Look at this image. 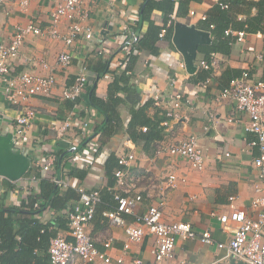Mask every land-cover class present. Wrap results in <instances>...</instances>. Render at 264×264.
Listing matches in <instances>:
<instances>
[{
	"label": "crops",
	"instance_id": "0c3cea01",
	"mask_svg": "<svg viewBox=\"0 0 264 264\" xmlns=\"http://www.w3.org/2000/svg\"><path fill=\"white\" fill-rule=\"evenodd\" d=\"M21 1L0 0V42H8L17 25L29 21L39 27L49 24L50 0H25L26 3L20 4ZM142 1L85 0L88 16L82 22L93 29L91 39L80 35L70 45L47 35H28L24 39L14 74L24 69L39 74L52 72L56 85L51 94L35 95L25 103L35 110L25 139L31 163L18 180L10 181L0 176V205H20L29 195L39 193L42 180L54 183L52 175L65 179L74 185L58 186L57 194L61 195L71 187L68 189L72 193H67L70 197L68 204L58 209L45 208L37 217L43 222L55 219L57 222L60 218L64 226L57 229V234L71 239L65 214L78 201L77 187L98 190L101 200L87 224V231L95 246L110 257V262L105 264H132L137 257L144 261L151 259L154 237L147 234L140 240L129 241L128 248L124 249L127 242L125 225L113 223L104 213L115 205L114 190L122 194L141 193L142 200L134 208V214H142L153 204L161 210L163 220L188 221L197 233L209 230L215 241L207 244L197 239L177 238L171 264L181 261L189 264H246L228 255L225 248L215 245L217 241L227 242L231 235V227L224 228L218 216L228 213L231 204L244 209L248 215H256L252 200L257 195L254 185L259 180V169L253 160L259 150L248 144L255 134L244 130L247 116L236 112L230 100L218 101L216 97L231 79L241 77L245 72L247 82H264V37L253 32L243 41L235 37L215 38L204 29L201 16L206 15L216 1L191 0L188 11L175 16V22L193 25L209 33V41L196 48L193 73L186 70L183 57L172 42L173 26L170 33L161 38L158 36L153 49L135 50L129 56L125 39L132 33L140 39L147 28V22L133 28ZM191 10L193 14H190ZM227 10L235 20H247L256 13L253 6L232 2ZM151 19L159 26L165 25L160 11H153ZM59 31L65 32L64 25L59 26ZM211 45L216 47L215 51L207 52L204 48ZM62 51L72 56L66 67L57 62V55ZM202 59L207 61V68L199 66ZM43 63L47 66L43 67ZM104 63L107 65L105 71L97 72ZM81 65L86 66L87 85L94 83L96 95L102 100L107 99L108 86L115 78L123 75L129 79L125 83L119 82L125 90H118L110 97L112 101L108 102L110 109L107 112L84 102L82 96L87 86L78 102L61 98L62 87L72 83ZM205 80L208 82L204 83ZM176 91L188 102L182 105L177 116H167L166 111L171 107L167 97ZM17 109L5 102L0 94L4 128L12 123ZM140 109L156 126V130H150L148 134L156 131L159 138L146 141L141 136L147 133L144 124L133 127L136 139L131 137L129 122L133 113ZM84 117L89 119V127L81 133L79 126ZM108 117H111L110 121H107ZM67 118L71 119L73 126L68 129L66 138L56 137L49 125ZM190 135L197 138L203 152L202 169L191 167L186 158L170 155L164 149L157 152V149ZM128 152H133L135 158L124 167L125 178L133 181L134 187L124 191L115 184L113 171L118 165L111 169L108 165L111 157L117 161L118 156ZM50 157L53 158L51 167L43 170L42 165ZM170 174L179 179L174 188L164 186ZM56 186H53L52 193ZM52 193L47 202L54 196ZM134 214L123 215L125 224L134 221ZM108 239L111 244L106 248L103 243ZM117 257H122L121 263L116 262ZM69 264L99 263H86L73 256Z\"/></svg>",
	"mask_w": 264,
	"mask_h": 264
},
{
	"label": "built area",
	"instance_id": "2783aa9c",
	"mask_svg": "<svg viewBox=\"0 0 264 264\" xmlns=\"http://www.w3.org/2000/svg\"><path fill=\"white\" fill-rule=\"evenodd\" d=\"M215 1L222 9L229 7L226 0ZM84 2L85 0H50V19L47 26L39 27L33 21H29L25 25H17L13 28L8 42H0V94L2 99L10 106L18 107L7 131L12 133L13 147L18 148L27 155H29L30 149L27 147L25 139L35 117V110L25 105V103L28 98L35 95L51 94L56 85V77L52 72L39 74L25 69L14 74L15 62L19 57L24 39L28 35H47L59 38L67 45L72 44L76 37L80 35L85 39H91L93 29L82 22L88 16V10ZM24 3H26L25 0L21 1L20 4ZM193 13L194 11L191 10L190 14ZM201 18L205 19V15H202ZM174 23L175 15L170 13L164 27L158 34L159 38L163 37L167 28L172 27ZM63 25L65 32L62 33L59 31V26ZM224 33L232 34L238 41H243L248 34H254L246 30H232L231 28H227ZM255 33H260L264 37V32L257 31ZM137 39L138 37L134 33L127 36L124 44L125 50L130 51ZM71 60L72 56L67 51H62L57 55V62L62 66H68ZM46 66L43 63V67ZM199 66L207 68L208 63L202 59L199 61ZM246 77L247 73L245 72L241 77L231 79L229 85L219 92L216 100H230L235 107V111L245 114L248 118L244 130L255 134V138L248 144L257 146L259 150V155L253 160L259 169V180L254 185V191L257 195L252 200V205L257 212L255 216H251L244 209L236 208L231 204L228 213L218 216L224 228L231 227L230 238L227 242L217 241L215 245L219 248H225L228 255L246 264H264V82L262 80L247 82ZM87 82L86 66L81 65L72 83L62 87L61 98L78 102L81 94L86 89ZM206 82L208 80L204 81V83ZM182 96L180 92L176 91L167 97V101L171 105L166 111L167 116H177L182 105L188 102V99ZM156 99H159V97H156ZM0 115L3 120V115L1 113ZM228 120H231V118ZM72 126L71 119L67 118L52 122L49 128L56 137L66 138L68 129ZM88 127L89 119L84 117L79 126L81 133H84ZM143 129L146 128L143 127ZM162 149L170 155L186 158L190 166L195 169H202L204 166L203 152L197 138L193 135L177 143L159 148L157 152ZM134 158L133 152L118 156V167L113 171L116 186L124 191H129L134 187L133 181L126 180L124 170V167L129 166ZM52 163L53 158H48L46 163L44 162L42 165V169H49ZM51 180L59 187L74 185L55 175L51 176ZM178 182L179 179L170 174L165 179L164 186L174 188ZM77 190L78 201L71 205L65 214L67 231L71 239L59 234L50 239L48 247L49 264H69L73 256H78L86 263H108L110 257L106 255L105 251H101L95 246L94 239L87 231V224L93 218L96 205L101 200L100 193H98V190H86L82 187H77ZM112 193L115 205L112 209L106 211L104 215L117 225H125L127 242L124 244V249L128 248L129 241L140 240L147 234L154 237L155 243L150 251L151 259L144 261L142 258L137 257L133 259L132 264H171L175 254L177 238L197 239L207 244L215 242L209 230L197 233L188 221L168 222L163 220L162 212L156 205H149L142 214H134V208L142 200L141 193L122 194L116 190ZM229 199L232 200L233 197ZM33 206L37 207V203H34ZM124 214H134V221L125 224ZM110 244L109 239L103 243L106 248ZM115 260L121 263L122 257H117ZM179 264L189 263L181 261Z\"/></svg>",
	"mask_w": 264,
	"mask_h": 264
},
{
	"label": "trees",
	"instance_id": "16d2710c",
	"mask_svg": "<svg viewBox=\"0 0 264 264\" xmlns=\"http://www.w3.org/2000/svg\"><path fill=\"white\" fill-rule=\"evenodd\" d=\"M191 0H143L139 8V18L133 28L142 26L144 22H147V28L144 35L137 39L133 44L132 49L128 51V55H132V51L141 49H153L154 42L158 39L160 30L164 27L154 23L151 19L153 11H160L163 14V21L166 23L168 15L175 13V16H180L188 11L189 3ZM196 1V0H193ZM229 3L243 4L253 6L256 13L247 20H235L232 18L227 8L222 9L218 4H214L206 13L205 19H203L204 29L211 32L215 38L223 36L226 38H234L232 34H225L224 31L227 28L232 30H246L248 32H264V0H226ZM176 6V8H175ZM229 8V7H228ZM212 26V27H210ZM172 27L167 28L166 33H170ZM223 39V40H225ZM227 41V40H225ZM213 45L205 47L207 52L214 50ZM104 63L101 69L97 72H104L106 68ZM128 78L121 75L115 78L108 86V96L106 100L98 98L96 95V85H87L85 94L82 99L88 106H93L100 109L103 112H107L110 109L108 105L109 101H112L110 97L113 96L118 90H125L119 82H128ZM81 98V97H80ZM118 99H116L117 101ZM112 109V108H111ZM111 117H108L107 121H110ZM145 125L147 133L141 136L146 141L152 138H159L160 135L154 131L153 134H148L150 130L155 129V125L144 116L140 109L136 113H133L131 121L129 122L130 135L133 139H136L135 133L132 128L136 125ZM138 136V135H137ZM117 164L115 158L111 157L108 168L111 169ZM54 183L50 181L42 180L40 184V191L37 194L29 195L25 201L23 200L18 206H2L0 205V264H49L48 247L49 241L52 237L57 235V229L64 226V223L60 218L48 220L43 222L37 215L45 208L58 209L59 207H65L68 204L70 197L67 193L71 187L65 189L64 192L59 193V187L56 186L54 193ZM52 193L54 196L52 199L47 198ZM42 199V200H41ZM34 203H37V207H34Z\"/></svg>",
	"mask_w": 264,
	"mask_h": 264
},
{
	"label": "water",
	"instance_id": "95a60500",
	"mask_svg": "<svg viewBox=\"0 0 264 264\" xmlns=\"http://www.w3.org/2000/svg\"><path fill=\"white\" fill-rule=\"evenodd\" d=\"M208 34L207 31L195 28L193 25L179 22H175L173 25L172 42L177 51L181 53L184 66L189 73H193L196 69L193 63L196 57V48L198 44L209 41ZM3 125L4 122L0 115V176L15 181L27 171L31 158L18 148L13 147L12 133L7 131Z\"/></svg>",
	"mask_w": 264,
	"mask_h": 264
}]
</instances>
